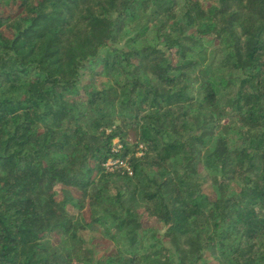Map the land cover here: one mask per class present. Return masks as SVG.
Wrapping results in <instances>:
<instances>
[{
    "label": "trees",
    "instance_id": "1",
    "mask_svg": "<svg viewBox=\"0 0 264 264\" xmlns=\"http://www.w3.org/2000/svg\"><path fill=\"white\" fill-rule=\"evenodd\" d=\"M211 1L0 0V264H264V0Z\"/></svg>",
    "mask_w": 264,
    "mask_h": 264
},
{
    "label": "rangeland",
    "instance_id": "2",
    "mask_svg": "<svg viewBox=\"0 0 264 264\" xmlns=\"http://www.w3.org/2000/svg\"><path fill=\"white\" fill-rule=\"evenodd\" d=\"M204 7L212 4L211 0H200ZM14 10V8H2L1 11L8 13ZM84 82V81H83ZM203 191L207 194H212L211 186L202 180ZM71 212H75L73 207H69ZM101 228H98L96 231H83L80 233L81 238L84 240L86 246L93 250L96 255V258H100L106 255H109L115 251L114 244L112 241L107 239L103 233L100 231ZM164 229L158 227V233L163 235ZM209 255L207 254V258Z\"/></svg>",
    "mask_w": 264,
    "mask_h": 264
},
{
    "label": "built area",
    "instance_id": "3",
    "mask_svg": "<svg viewBox=\"0 0 264 264\" xmlns=\"http://www.w3.org/2000/svg\"><path fill=\"white\" fill-rule=\"evenodd\" d=\"M106 167L109 170H113V169H115L117 167H123V168H125L129 172V174H132V171H131L130 167H128L125 162H123V161H121L119 159L109 160L106 163Z\"/></svg>",
    "mask_w": 264,
    "mask_h": 264
}]
</instances>
